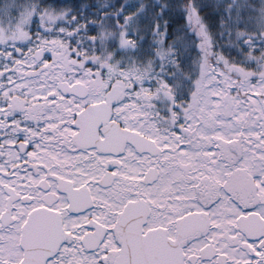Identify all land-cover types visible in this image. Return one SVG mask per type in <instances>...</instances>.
<instances>
[{
	"label": "snow or ice",
	"instance_id": "1",
	"mask_svg": "<svg viewBox=\"0 0 264 264\" xmlns=\"http://www.w3.org/2000/svg\"><path fill=\"white\" fill-rule=\"evenodd\" d=\"M0 264H264V0H0Z\"/></svg>",
	"mask_w": 264,
	"mask_h": 264
}]
</instances>
